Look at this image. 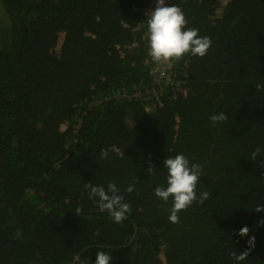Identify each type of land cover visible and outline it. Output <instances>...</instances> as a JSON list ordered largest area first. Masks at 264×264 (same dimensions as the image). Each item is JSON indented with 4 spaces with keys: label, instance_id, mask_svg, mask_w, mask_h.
<instances>
[{
    "label": "trees",
    "instance_id": "obj_1",
    "mask_svg": "<svg viewBox=\"0 0 264 264\" xmlns=\"http://www.w3.org/2000/svg\"><path fill=\"white\" fill-rule=\"evenodd\" d=\"M148 1L0 0V264L100 247L110 264H264V0H172L211 45L165 63L148 55ZM178 152L209 197L172 223L153 189ZM109 182L130 205L120 224L84 189Z\"/></svg>",
    "mask_w": 264,
    "mask_h": 264
},
{
    "label": "clouds",
    "instance_id": "obj_2",
    "mask_svg": "<svg viewBox=\"0 0 264 264\" xmlns=\"http://www.w3.org/2000/svg\"><path fill=\"white\" fill-rule=\"evenodd\" d=\"M147 19V47L148 55L154 62H168L179 59L185 54L203 57L211 45L207 36L199 35L196 28L187 27L184 12L177 3L172 0H155V7L145 13ZM258 91L264 90V84L257 83ZM227 119L223 112L213 113L209 120L213 127ZM262 149L257 147L252 153L255 159ZM162 167L166 170L162 184H157L153 189V195L167 204L171 199V207L168 209V220L176 223L179 220L178 213L192 206L194 202L203 204L209 197L207 191L197 192V184L202 177L201 165L190 162L183 153L167 156L162 160ZM156 167L149 161L148 172H154ZM85 192L89 200L93 201L100 212H107L111 221L120 224L127 219L130 205L125 201L121 189L114 183L107 185L85 183ZM134 185L129 184L124 190L133 192ZM255 211H264V203L257 204ZM258 226H264V219L257 222ZM249 227L243 225L235 231V235L247 237L246 245L249 250L255 246V236L249 235ZM234 264H241L248 255V251H234L229 253ZM111 254L103 247L97 248L95 260L87 258L80 253L72 255V264H110Z\"/></svg>",
    "mask_w": 264,
    "mask_h": 264
},
{
    "label": "built area",
    "instance_id": "obj_3",
    "mask_svg": "<svg viewBox=\"0 0 264 264\" xmlns=\"http://www.w3.org/2000/svg\"><path fill=\"white\" fill-rule=\"evenodd\" d=\"M147 7H148V10H150V9H153L154 7H155V0H150V1H148L147 2ZM147 10V11H148ZM162 63H165V62H162ZM159 68H160V66H159ZM164 73V71L162 72V74Z\"/></svg>",
    "mask_w": 264,
    "mask_h": 264
},
{
    "label": "rangeland",
    "instance_id": "obj_4",
    "mask_svg": "<svg viewBox=\"0 0 264 264\" xmlns=\"http://www.w3.org/2000/svg\"><path fill=\"white\" fill-rule=\"evenodd\" d=\"M1 14H2V12L0 11V17H2ZM2 21L4 22V19L3 18H2ZM0 23H1V19H0Z\"/></svg>",
    "mask_w": 264,
    "mask_h": 264
}]
</instances>
